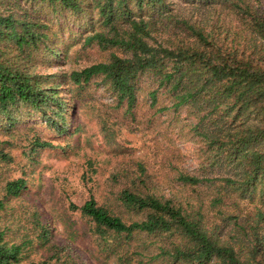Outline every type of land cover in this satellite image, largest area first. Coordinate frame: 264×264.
I'll return each mask as SVG.
<instances>
[{
    "label": "trees",
    "instance_id": "16d2710c",
    "mask_svg": "<svg viewBox=\"0 0 264 264\" xmlns=\"http://www.w3.org/2000/svg\"><path fill=\"white\" fill-rule=\"evenodd\" d=\"M178 1L0 0V129L40 121L63 135L73 106L62 90L96 83L134 118L138 83L149 79L155 112L192 116L186 134L199 144L200 173L174 174L193 195L155 192L137 163L116 195L130 218L92 196L72 207L118 264H264V0ZM232 17L240 26L230 30ZM78 40L108 57L48 72ZM29 145L57 148L37 134ZM25 187L23 179L7 183L5 198ZM5 233L0 225V264H19L22 247ZM38 238L49 240L42 225Z\"/></svg>",
    "mask_w": 264,
    "mask_h": 264
},
{
    "label": "rangeland",
    "instance_id": "374dc122",
    "mask_svg": "<svg viewBox=\"0 0 264 264\" xmlns=\"http://www.w3.org/2000/svg\"><path fill=\"white\" fill-rule=\"evenodd\" d=\"M171 1L179 6L178 0ZM226 22L230 30L240 26L233 17ZM68 45L61 63L48 72L77 70L108 57L107 51L84 46L79 40ZM148 87L149 79L139 81L134 118L123 114L122 107L116 108L111 91L96 83L81 90H62L73 106L66 114L69 128L63 135L40 121H27L10 132L0 129V201L4 202L0 225L6 230L5 240L22 247L19 264L43 260L61 264L56 251L68 264H118L100 250L89 223L72 206L92 196L124 219L130 218L116 195L136 174L137 163L147 169L155 192L180 201L193 195L174 174L176 170L200 173L199 144L186 134L192 116L184 111L178 115L171 110L155 112L149 105ZM102 121L109 129L106 134ZM36 134L57 148L30 150V139ZM17 179L25 180L26 187L18 196L5 198L7 183ZM242 208L247 211L252 205ZM40 225L49 231L46 243L38 238Z\"/></svg>",
    "mask_w": 264,
    "mask_h": 264
}]
</instances>
